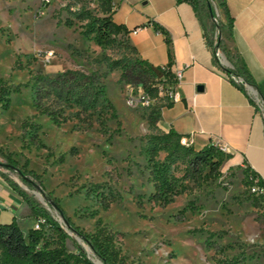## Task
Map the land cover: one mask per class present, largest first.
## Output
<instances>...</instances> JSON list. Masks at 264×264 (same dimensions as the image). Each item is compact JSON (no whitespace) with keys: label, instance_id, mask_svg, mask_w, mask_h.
Wrapping results in <instances>:
<instances>
[{"label":"rangeland","instance_id":"374dc122","mask_svg":"<svg viewBox=\"0 0 264 264\" xmlns=\"http://www.w3.org/2000/svg\"><path fill=\"white\" fill-rule=\"evenodd\" d=\"M98 3L0 0V79L9 98L8 108L0 107V163L11 158L18 167L39 175L44 193L79 228L93 232L99 224L115 232L129 264H224L235 257L236 264H264V193H252L244 173L221 166L218 178L175 196L166 205L149 199L154 191L153 163L168 164V160L163 151L153 161L147 154L148 135L164 132L158 121L150 125L147 115L165 101L128 104L129 97L143 91L141 83L121 78V66L138 59L128 41L116 37L110 45H99L94 34L81 33L84 22L77 14L86 9L100 16ZM66 70L94 73L115 108L119 125L107 119L103 133L95 117L88 127L74 117L55 126L45 115L34 116L31 77L52 78ZM76 109L64 111L73 116ZM26 119L34 125L24 130ZM37 141L42 147H37ZM183 171L181 161L169 164L171 175L179 178ZM0 173L80 241L36 187L1 165ZM181 183L192 186L191 180ZM7 190L9 199L17 201V221L26 233L35 219L29 216L26 203ZM188 203L194 208L181 213ZM44 236L50 246L55 245L56 234L50 228L45 227ZM66 246L74 250L69 240ZM84 247L93 262L99 261Z\"/></svg>","mask_w":264,"mask_h":264},{"label":"trees","instance_id":"16d2710c","mask_svg":"<svg viewBox=\"0 0 264 264\" xmlns=\"http://www.w3.org/2000/svg\"><path fill=\"white\" fill-rule=\"evenodd\" d=\"M187 1L192 5L200 19L206 18L211 22V32L206 35V43L211 47L214 64L221 68L230 81L244 93L247 92L245 84L252 87L256 91V95L263 100L264 107V97L250 74L243 65L237 63L238 55L228 49L223 42L222 36L225 35V32L227 36L230 35L232 28V18L228 15L227 8L224 7V11L227 14L228 22L223 25L217 16L214 5L217 0ZM113 9L114 4L111 0H99L98 11L101 13L100 16L86 9L81 10L77 14L79 21L84 22L82 25L84 29L81 33L85 36L94 34L95 41L99 45H110L116 37L124 38L127 41L125 37L128 32L127 28L123 24L115 23L111 18ZM215 31H218V36L216 43L213 44ZM129 47L136 54L135 49L130 45ZM216 48L220 50L228 65L220 64L219 57L215 55ZM166 66L170 67V65ZM236 76L242 78V83L234 81ZM121 78L127 83H141L144 92L154 99H164V105L171 103L166 97L159 96L157 93L158 84L165 86L175 82L169 68L164 70L161 67H153L138 58L134 63L121 66ZM31 79L34 90L33 107L36 110L34 116L45 115L55 126H60L74 117L78 122L88 127L92 126L95 117L94 121L103 133L107 132L105 127L107 119L117 121L113 104L106 98L102 85L98 83L92 72L82 73L76 70H66L52 78L35 75ZM248 97L250 102L255 104L253 96L248 95ZM8 106V89L4 85V81L0 79V107L6 110ZM73 107L77 108L74 115H66L64 110ZM160 108L153 107L150 109L147 115V121L150 125L158 121ZM33 125L30 119L22 122L24 130ZM117 125H119V121H117ZM181 137L182 135L173 128L166 132H155L148 135L147 154L150 160L153 161V158L160 151L166 153L165 159L168 160V164L163 162L155 165L153 163L151 173L154 191L149 195V199L162 205L168 204L175 196L190 191L193 187H199L208 180L218 178L221 174L220 167L228 157V154L221 151L213 142H208L201 148L194 149L191 145L181 144ZM37 147H42L39 141H37ZM176 161H181L184 164L183 174L179 178L168 173L169 164ZM0 165L7 169H11L9 166H12L17 171L11 170L16 172L23 182L30 187L36 186L34 182L38 183L39 191L44 195L48 204L66 222L64 225L66 229L80 239L78 241L70 236L62 224L55 220L42 205L30 197L16 182L0 173L8 187L26 203L29 216L35 221L43 220L38 228L30 227L26 233L21 230L15 217L9 222L0 221V264H95L88 257L84 245L102 264H129L117 245L115 232L99 224L93 232L84 231L70 220L55 199L49 198L44 193L39 182V175L27 171L24 166L18 167L16 161L11 158H7L6 163H0ZM243 173L246 177V184L250 187L252 181L248 177L253 174V171L247 170ZM258 178L259 186L264 187V180ZM185 180H191L192 186L188 188L186 185H182L181 182ZM189 208H194L192 203H188L180 212L182 213ZM45 227L50 228L56 234V241L53 246L49 245V241L44 236ZM66 240L72 243L73 251L67 249ZM237 261L236 257L229 258L225 260L224 264H236Z\"/></svg>","mask_w":264,"mask_h":264},{"label":"crops","instance_id":"0c3cea01","mask_svg":"<svg viewBox=\"0 0 264 264\" xmlns=\"http://www.w3.org/2000/svg\"><path fill=\"white\" fill-rule=\"evenodd\" d=\"M111 1V18L127 28L125 37L139 59L153 67L181 69V81L174 88L176 100L160 108L159 128L164 132L173 128L194 149L208 142L225 145L229 151L224 169L251 170L264 180L263 100L248 85L246 93L241 91L214 64L206 43L210 20L200 19L187 0ZM214 5L223 25L228 22L227 8L232 28L230 35L222 36L223 42L238 55L237 63L264 97V0H217ZM134 28L139 29L133 33ZM218 57L221 65H228L223 56ZM7 189L0 178L1 222L17 219V201L9 199Z\"/></svg>","mask_w":264,"mask_h":264},{"label":"built area","instance_id":"2783aa9c","mask_svg":"<svg viewBox=\"0 0 264 264\" xmlns=\"http://www.w3.org/2000/svg\"><path fill=\"white\" fill-rule=\"evenodd\" d=\"M50 1H51V0H41V2H42L43 4L50 3ZM138 29H139V28H134V29L132 30V32L135 33V32H137ZM217 36H218V31H215V32H214V37H213V39H214L213 44L216 43V41H217ZM215 53H216V55H218V56H222V54H221V52H220V50H219L218 48L215 49ZM161 68L164 69V70H166V69L169 68V70H170L171 73L173 74V77H174V79H175V82H174L173 84L165 85V86H163V85H161V84H158V85H157V91H158L157 93H158L159 96H164V97H166L170 102H172V101L176 100V96H175V93H174V88H175V86L178 85V84L180 83V81H181V76H182V74H181V69L176 68V69H173V70H172L170 67H167L166 65L161 66ZM234 81H235L236 83H242V78L236 76V77H234ZM245 85H246V84H245ZM153 100H154V98L150 97L146 92L142 91V92H141L137 97H135V98L129 97L128 100H127V102H128V104H133V105L137 104V105H141V104H145V103L148 104V103L152 102ZM257 102H258V100H257ZM193 105H194V104L192 103V106H193ZM180 143H181V144H184V145H189L190 141H189V139L186 138V137H181V138H180ZM215 144H216V143H215ZM216 145H217V144H216ZM217 147H218L221 151H223L224 153H227V152L229 151L228 147H226L225 145H217ZM248 178H249V180L252 181V184H251V186H250V190H251L252 193H263V192H264V187L259 186V184H258V180H259V178H258V176H256V174H254V172H253V174H252L251 176H249ZM41 222H43L42 219L36 220L35 223H34V225H33V228H38Z\"/></svg>","mask_w":264,"mask_h":264},{"label":"water","instance_id":"95a60500","mask_svg":"<svg viewBox=\"0 0 264 264\" xmlns=\"http://www.w3.org/2000/svg\"><path fill=\"white\" fill-rule=\"evenodd\" d=\"M223 61H224V63H227L225 59H224ZM249 88L251 89V87H249ZM9 167H10L11 169H14L12 166H9ZM14 170L17 171L16 169H14ZM35 187H36V189L40 190V187H39V186L36 185ZM60 217H61V220L63 221V223L66 224V222L62 219V216H61V215H60ZM94 263H95V264H101L99 261H96V262H94Z\"/></svg>","mask_w":264,"mask_h":264}]
</instances>
